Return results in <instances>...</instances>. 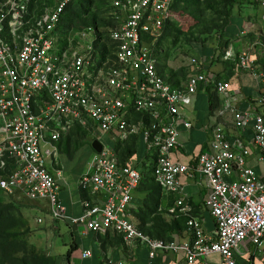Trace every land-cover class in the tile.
Segmentation results:
<instances>
[{"label":"built area","instance_id":"obj_1","mask_svg":"<svg viewBox=\"0 0 264 264\" xmlns=\"http://www.w3.org/2000/svg\"><path fill=\"white\" fill-rule=\"evenodd\" d=\"M71 2L0 0V189L48 204L51 217L69 221L83 234H119L126 246L137 242L151 258L182 252L185 264H214L213 255L222 264H238L236 252L247 241L261 250L264 181L247 166L251 149L231 135L226 115L236 128L252 131L264 161V30L258 32L255 20L248 19L226 48L214 42L219 54L211 60L231 64L259 86L252 107L241 110L239 87L206 71L207 58L188 59L180 86L159 72L156 55L163 52L158 43L166 23L194 22L175 10L177 0H109L103 25L81 27L66 23ZM252 2L264 11V0ZM201 89L223 99L209 127V149L186 164L171 153L180 145L179 127H193L182 107L191 106ZM78 130L102 149L93 148L77 183L86 193L82 213L70 216L60 197L64 170L58 144ZM131 143H142V152L123 161L121 151ZM134 157L141 160L138 165L132 164ZM143 172L162 190L179 195L169 212L186 217L188 238L182 243L154 237L137 223L133 193ZM234 173L238 179L229 182ZM181 174H200L206 182V208L217 237L208 234L182 195ZM97 242L104 264H132L115 260ZM92 255V248L82 252L83 258Z\"/></svg>","mask_w":264,"mask_h":264},{"label":"crops","instance_id":"obj_2","mask_svg":"<svg viewBox=\"0 0 264 264\" xmlns=\"http://www.w3.org/2000/svg\"><path fill=\"white\" fill-rule=\"evenodd\" d=\"M251 7L249 10H256L260 14L255 20L256 29L258 32L264 30V11L255 8L252 0L249 1ZM243 9H247L246 5ZM237 36V35H236ZM215 43L208 48V51L200 56L199 49L192 48L190 53L198 54L199 59H209L204 69L208 72H214L217 77L231 80L237 85L241 92V101L237 107L241 110L250 109L253 101L259 95V86L253 77L247 73H236L231 69V64H225L218 60H211L217 54ZM190 57H193L191 54ZM187 67V64H186ZM186 72V68H185ZM187 77V73H185ZM169 77H172L169 75ZM186 81V80H185ZM172 84V82H170ZM175 85V84H173ZM182 85V84H181ZM177 86H180L178 84ZM222 97L208 90H200L193 98V103L189 107H182V112L192 122L193 127L187 130L184 126L179 127L178 139L180 145L175 148L172 153V159L186 164H193L200 152L206 148L209 149L210 133L209 127L216 120L215 110L220 106ZM220 102V103H219ZM226 119L230 124L231 135L242 138L245 145L250 147L251 154L247 158V166L254 169L259 177L264 181V161L261 160V153L253 144V133L250 129H238L232 124L231 115L227 114ZM137 151L142 152V143L137 144ZM137 157L132 160L133 165H138ZM83 172H64V178L60 181L65 182L67 189L61 186L60 197L63 203L67 206L70 216L80 215L82 213L81 198L86 196L82 190L78 188V180ZM183 186V193L186 201L191 205L193 214L200 220H203V226L208 234L217 237V225L214 219L206 208L208 189L206 182L200 174H195L193 177L181 174L179 176ZM238 175L234 173L228 178L229 182L236 181ZM151 175L143 172V179L140 186L134 191V201L137 204L135 211L137 223L146 232L157 238L166 240H176L179 243L187 240V225L186 217L177 218L169 212L175 204V200L179 197L178 194L166 192L162 190L158 184L150 185ZM64 223V225H63ZM61 227L65 226L72 233L73 242L69 246L70 257L63 256L61 261L56 264H104L101 255L98 240L102 246L107 249L115 260H129L132 264H185V255L179 252L177 255L172 253L159 252L154 258L149 256V249L145 246H140L137 242L133 246H126L123 238L119 234L109 233L98 237L95 233L89 231L85 234L75 229L69 221H59ZM174 227L172 228V226ZM92 248L93 255L88 258L82 257V252L85 249ZM57 257V255H56ZM238 264H264V247L260 250L258 246L251 241H247L236 252ZM210 259L214 264H222L219 255H213Z\"/></svg>","mask_w":264,"mask_h":264},{"label":"rangeland","instance_id":"obj_3","mask_svg":"<svg viewBox=\"0 0 264 264\" xmlns=\"http://www.w3.org/2000/svg\"><path fill=\"white\" fill-rule=\"evenodd\" d=\"M208 1L214 2L213 0H201V4L204 5ZM242 1L247 5V9H242L235 21L240 22L239 19H241L244 27L248 19L258 18L260 13L256 10H249L251 7L249 0ZM108 5L109 0H101L91 11L101 18L102 14L108 13ZM213 5L217 7L215 3ZM206 13L208 18H211L212 11ZM183 23L185 24L180 27L182 33L175 32L171 37L163 35L164 39L158 43L159 49L162 48L163 52L156 55L159 72L162 75L166 74L172 84L180 85L186 80L185 68L190 59L189 55L195 54L194 51L190 53L193 41L199 37V33L193 34L192 32L195 22L187 24L184 19ZM81 26L83 24L76 22L75 27ZM215 36L218 34L213 33L207 44H213L212 39ZM171 73L173 77L169 78ZM70 136L72 138L70 144L67 138L58 144L60 165L64 172H73V174L83 172L93 155L92 137L80 130L73 132ZM62 182L60 181V185H63V189L66 190L67 185ZM0 203L14 204L11 212L4 213V220L1 223L11 232L7 234V238L0 236V264H13L14 261L18 264H48L51 258L56 259L58 263L63 256L67 255V250L73 242L72 233L65 226L61 227L59 221L51 217L48 204L30 200L24 194L11 199L3 191H0ZM7 208L8 205L5 209L2 207V210L5 211ZM39 218H42V222L38 221Z\"/></svg>","mask_w":264,"mask_h":264},{"label":"trees","instance_id":"obj_4","mask_svg":"<svg viewBox=\"0 0 264 264\" xmlns=\"http://www.w3.org/2000/svg\"><path fill=\"white\" fill-rule=\"evenodd\" d=\"M100 1L101 0L98 1L72 0L65 15L67 25L73 26L76 22H80L84 26L91 24L97 25L100 23L103 25L104 21L102 20V18H100L97 13L95 14L91 11V9L95 6V4ZM213 1L214 2L208 1L204 5H202L201 0H177L175 4V10L183 11V13L193 18L195 22V24L192 27L193 29L192 32L193 34L199 33L198 36L200 38L197 37V39L193 41L194 44H192V48L199 49L201 51L200 56L203 55L204 52L206 53L208 51V48L211 47L215 41L220 43L222 48H226L229 44L228 42L233 40L236 37V35L240 32V30L243 29L242 20L239 19L240 22L235 21V18H237V16H240V12L245 6V3L242 0H213ZM51 2H53V0H50V3ZM214 3L216 4L217 7L213 5ZM210 10L212 11V14H211V18H208V14L206 12ZM218 17L221 18L216 19ZM180 27H182L181 24H179L176 21L167 22L164 27V34H165L164 37L166 36L171 37L172 34L175 32L182 33L181 32L182 29ZM213 33H217L218 36H215L212 39L213 44L209 45L207 44V41L209 43V41L211 40L209 38H211V35ZM195 55L199 56L198 54ZM195 55L192 54L193 57ZM177 85L178 84H175V86ZM67 140L68 143L70 144L72 141L71 136H69ZM135 148H138L137 145H135V143H131L125 146L124 149H122L121 156L123 158V161H126L125 159L127 157L132 156V153L135 151ZM150 183H151L150 185L157 184L152 177ZM0 191L2 190L0 189ZM9 197H11L12 199L15 197L16 198L19 197V195L18 194L10 195ZM7 205L8 208L5 211L2 210V207L5 209ZM7 205L0 203V236L3 238H7L8 237L7 234L11 232L7 229L8 228L7 226H3L1 224L2 221L4 220V213L6 211L11 212L14 207V204H7ZM173 227L174 225L172 226V228ZM70 254H71L70 251H68L67 255L69 257ZM13 264H18V263L14 261ZM48 264H56V259L52 260L51 258Z\"/></svg>","mask_w":264,"mask_h":264},{"label":"water","instance_id":"obj_5","mask_svg":"<svg viewBox=\"0 0 264 264\" xmlns=\"http://www.w3.org/2000/svg\"><path fill=\"white\" fill-rule=\"evenodd\" d=\"M92 146H93V148H95L97 151H101V149H102L101 142H99L98 140H94V141L92 142Z\"/></svg>","mask_w":264,"mask_h":264},{"label":"clouds","instance_id":"obj_6","mask_svg":"<svg viewBox=\"0 0 264 264\" xmlns=\"http://www.w3.org/2000/svg\"><path fill=\"white\" fill-rule=\"evenodd\" d=\"M247 6V5H246ZM93 147V146H92ZM161 188V187H160ZM162 189V188H161Z\"/></svg>","mask_w":264,"mask_h":264}]
</instances>
